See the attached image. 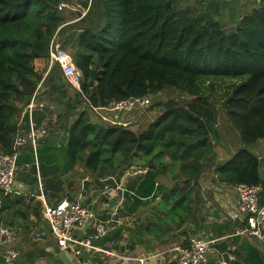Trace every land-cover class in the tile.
I'll list each match as a JSON object with an SVG mask.
<instances>
[{
	"label": "trees",
	"instance_id": "obj_1",
	"mask_svg": "<svg viewBox=\"0 0 264 264\" xmlns=\"http://www.w3.org/2000/svg\"><path fill=\"white\" fill-rule=\"evenodd\" d=\"M62 2L79 8L59 9ZM64 30L65 40L77 41L72 56L83 73L81 90L67 81L60 86L58 64L48 70L50 42ZM45 72V80L54 82L49 105H60L57 117L68 131L70 166L118 179L129 166L149 168L126 179L132 193L124 209L132 214L153 204L154 214L142 225L152 235L191 220L193 193L202 192L195 179L207 162H214L211 129L219 112L239 131L244 147L214 166L217 181L264 189V159L245 148L264 139V6L257 5L226 30L178 0H0V149L12 148L22 109ZM219 80H238L222 105L203 89L206 82L213 87ZM166 88L191 97L158 103L159 113L145 128L109 117L93 119L94 108ZM149 115L146 109L140 118ZM167 173L171 187L158 182ZM117 231L106 238L120 240ZM232 264H264V253L252 247Z\"/></svg>",
	"mask_w": 264,
	"mask_h": 264
},
{
	"label": "crops",
	"instance_id": "obj_2",
	"mask_svg": "<svg viewBox=\"0 0 264 264\" xmlns=\"http://www.w3.org/2000/svg\"><path fill=\"white\" fill-rule=\"evenodd\" d=\"M178 1L183 7L194 8L199 13L219 21L226 30L232 29L243 16L257 6L255 0ZM47 73L43 74L35 92L32 125L37 128L46 126L48 134L39 136L36 146L28 144L23 148L20 157L21 168L16 175L17 183L22 182L23 186L15 185V193L0 194V223L3 222L18 231V236L11 246L19 253L18 258L12 263H7L0 254V264H70L63 261L55 250L57 243L43 213L45 203L55 204L63 199H79L91 205L97 216L109 223L108 234L94 240L95 245L105 250L112 249L114 241L111 242L106 237L111 231L118 230L122 237L115 241V244L122 249L115 245V250L133 255H151L153 258L150 259L152 261L149 264H157L163 258L169 259L173 248L184 244L192 234L217 239L214 245L218 253L223 255L231 253L234 256L230 264L235 260H243L252 247H258L264 253V245L261 242L240 233L243 222L226 218V211L235 206L237 191L235 186L217 181L214 166L229 160L244 146L239 131L232 126L226 113L224 116L220 112L217 115L218 121L215 126L219 127L220 131L216 132L215 127L211 129L212 140L215 143L214 162H207L208 167L200 174L202 192L198 197L200 189H195L193 193L195 205L193 203L191 220L179 229L154 236L142 226L147 224L144 211L140 209L137 213L130 214L124 209L128 204L126 196L130 191L126 179L135 176L128 178L122 176L120 179L115 175L103 176L105 178L103 182L97 174L83 166L69 165L65 156L69 155L67 152L68 131L61 126L59 119L57 126L49 122L53 115L58 116L61 107L59 104L49 105L52 100L50 93L53 92L51 88L54 82L45 80ZM55 76L60 86H64L65 79ZM43 104L42 109L38 108ZM25 108L24 106L19 118V129L29 131L31 122L29 114L25 113ZM141 112L145 110L123 113L96 109L93 119L97 121L106 120L105 117L114 118L127 121L133 129H139V127L145 128L147 121L156 117L154 111L150 113V118L147 116L140 118ZM252 151L256 153L254 147ZM25 163H29L30 166H24ZM169 176L171 175L167 173V186L171 187L173 181ZM158 182L163 183L160 178ZM106 184L109 185V190L104 193ZM261 201H264V189L261 193ZM3 212H6V215H3ZM90 230L89 228L86 231L90 232ZM86 231H79L77 234L88 235ZM89 253L88 257H83L81 254V262H77L71 254H66L73 264H117L119 262L116 257L105 252L89 250ZM216 261V255H212L209 264H216Z\"/></svg>",
	"mask_w": 264,
	"mask_h": 264
},
{
	"label": "built area",
	"instance_id": "obj_3",
	"mask_svg": "<svg viewBox=\"0 0 264 264\" xmlns=\"http://www.w3.org/2000/svg\"><path fill=\"white\" fill-rule=\"evenodd\" d=\"M258 6H264V0H255ZM71 8L69 2H62L59 9ZM59 32L53 36L49 45V66L50 68L58 64L63 78L74 88L81 90L83 73L75 65L72 54L59 42ZM33 95L30 103L25 108V113L29 114L31 128L29 131L19 129L14 137L10 150L0 149V193L8 195L15 193V185L22 187L23 183H17V171L21 168L20 157L23 148L32 144L36 146L37 138L48 134V128H37L32 125V113L35 109ZM151 95L130 97L116 101L108 107L94 109H105L118 112H133L136 110H146L151 105ZM43 105L38 108H43ZM50 124L58 125L57 115H53ZM24 166H30L25 163ZM148 167L137 165L129 166L123 178L137 176L148 171ZM105 181L104 177H100ZM237 200L235 206L226 211V217L234 221L244 223L240 230L241 234L252 237L264 245V201H261L262 185L238 183L236 186ZM109 190V185L104 186L105 191ZM20 193V192H16ZM44 217L49 225L50 232L60 249L71 254L77 262H81V254L85 249L105 252L116 257L117 264H149L153 258L151 255H133L128 252L122 253L113 248L105 250L94 244V240L106 236L109 232L107 221L99 218L91 205L85 204L79 199H63L55 204L45 203ZM91 229L90 232L86 230ZM79 231H86L88 235L77 234ZM18 231L6 224L0 223V254L3 255L7 263H12L18 258L19 253L12 248V243L16 240ZM217 239L205 238L199 235H190L184 244L175 246L169 259L163 258L157 264H209L210 257L216 255V264H230L234 256L219 254L215 249ZM167 257V255H164Z\"/></svg>",
	"mask_w": 264,
	"mask_h": 264
},
{
	"label": "rangeland",
	"instance_id": "obj_4",
	"mask_svg": "<svg viewBox=\"0 0 264 264\" xmlns=\"http://www.w3.org/2000/svg\"><path fill=\"white\" fill-rule=\"evenodd\" d=\"M71 4H72V7L70 8V10H77L79 8V6L77 4H75V3H71ZM183 5H184V3H183ZM82 10L84 11V9H82ZM70 13H73V12H68V17H72V15ZM77 20L78 19L72 20V21H69L68 23H73ZM62 33L63 32H61L60 36L62 35ZM63 46L65 48H67L72 54L74 47L77 48V41L75 39H71L70 37H68L64 41ZM237 81L238 80H232V81L219 80V81L214 82L213 87L208 86L209 82H206L205 87L203 88L204 89V95L206 97H208L210 100H212L214 103L222 105L223 99L231 91L232 83L237 82ZM62 82L65 83L64 81H62ZM51 90H52V88H51ZM189 96L184 95L182 92L180 93L178 90H174V89L172 90V89L166 88L158 94L151 95V101L152 102H151V105L147 108V113H151V112L155 111L154 114L156 116L159 113L158 112V108H159L158 103H160L161 101H167V99H170V98H180L183 100H188ZM46 101H48V99ZM149 108H150V110H149ZM221 114H222V116H224L225 112L222 111ZM215 122H217V120ZM215 124H217V123H215ZM215 130H216V132L220 131L219 127H216V126H215ZM215 138L218 139L217 136H215ZM251 146L252 147L245 146V148H247L248 150L253 152L252 148L254 147V151L256 152V153H254L255 156H257L258 159H261L262 157L264 159V140L263 141L259 140L255 146H253V145H251ZM169 178L172 180L171 176H169ZM160 179L163 183H165L167 185V175H161ZM152 205L153 204H151V205L149 204L147 207H144L141 209L142 211H144V216H147L146 219H148V217L151 218V215L154 214V209L152 208ZM3 215H6V212H3ZM3 224H5V223H3Z\"/></svg>",
	"mask_w": 264,
	"mask_h": 264
},
{
	"label": "water",
	"instance_id": "obj_5",
	"mask_svg": "<svg viewBox=\"0 0 264 264\" xmlns=\"http://www.w3.org/2000/svg\"><path fill=\"white\" fill-rule=\"evenodd\" d=\"M66 33V30L63 31V34L60 36V40L59 42L62 44L64 41V35ZM227 161V160H226ZM264 175V169H261V177H263ZM200 179V174L198 175V177L195 179V183H197L199 186H201V183L199 181ZM202 187V186H201ZM126 202V201H125ZM55 250L58 252V255L61 257V259L67 263L73 264V262L71 261V259L69 258V256L66 254V252L62 249H60V247L58 245L55 246ZM89 250L86 249L82 252V256L83 257H88L89 256ZM88 255V256H87Z\"/></svg>",
	"mask_w": 264,
	"mask_h": 264
},
{
	"label": "clouds",
	"instance_id": "obj_6",
	"mask_svg": "<svg viewBox=\"0 0 264 264\" xmlns=\"http://www.w3.org/2000/svg\"><path fill=\"white\" fill-rule=\"evenodd\" d=\"M236 186V185H235Z\"/></svg>",
	"mask_w": 264,
	"mask_h": 264
}]
</instances>
